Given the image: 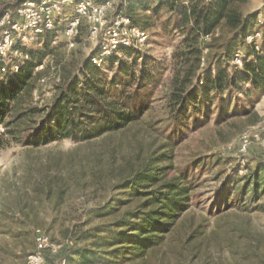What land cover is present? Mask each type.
I'll use <instances>...</instances> for the list:
<instances>
[{"label":"rangeland","instance_id":"374dc122","mask_svg":"<svg viewBox=\"0 0 264 264\" xmlns=\"http://www.w3.org/2000/svg\"><path fill=\"white\" fill-rule=\"evenodd\" d=\"M120 1L115 0L118 9ZM122 1L148 32L138 63L152 56L164 69L148 110L123 128L91 139L66 137L47 145H26L24 135L38 124L64 79L79 74L99 41L90 38L85 25L75 45L69 46L66 21L61 20L50 38L29 32L18 42L24 51L45 49L48 56L37 69L42 73L34 92L23 93L10 105L7 121L21 115L9 127L13 132L0 124V264H27L38 228L74 249H95L99 258L88 264H264V96L247 114H231L223 121L217 119L214 100L208 115L190 117L184 132L174 131L168 111L170 79L177 63L174 51L184 37L177 28L181 10L190 2ZM170 1L176 2L174 8ZM261 9L262 0L240 5L244 16L257 18ZM217 29L218 38L208 45L202 42L207 59L228 36L224 27ZM133 59L120 51L112 68H103L110 78L120 63ZM227 67L233 70L232 61ZM216 71L214 67L205 75ZM244 136L250 143L242 150ZM173 179L188 187L189 205L172 226L154 231L159 237L147 246L117 238L120 231L136 233L140 241L150 235L122 220L137 210L150 211L155 206L153 192L168 190ZM255 183L259 187L254 197ZM135 221H141L139 215ZM124 251L125 257L113 258ZM47 256L48 264H55L60 255Z\"/></svg>","mask_w":264,"mask_h":264},{"label":"trees","instance_id":"16d2710c","mask_svg":"<svg viewBox=\"0 0 264 264\" xmlns=\"http://www.w3.org/2000/svg\"><path fill=\"white\" fill-rule=\"evenodd\" d=\"M22 1L1 2L0 16L8 9L17 8ZM247 1L189 0L190 4L181 10V20L177 28L182 31L184 37L174 51L177 63L174 64L170 79L172 91L168 100V111L173 119L174 131L184 132L189 127L190 117L198 120L199 113L208 115L214 100L218 103L217 119L223 121L231 114H247L255 102L264 96V40L260 51L246 43V36L254 29L253 21H256V25L259 15L256 18L254 14H242L240 5ZM170 2V7L174 8L176 2ZM120 4L119 9H126L125 13L133 24L143 28L133 19L129 6H125L122 0ZM83 26L85 25L81 28ZM220 26L226 29L228 36L218 52L207 59L202 42L208 45L207 43H211L220 34L218 32L219 35H214L211 41L203 40L202 35L218 31ZM262 28L264 33V23ZM53 33L54 31L46 33L47 38ZM239 47H243L247 55L241 67L232 64L234 68L231 70L227 63L232 61L235 50ZM17 48L24 58L13 59L19 64L18 71L10 68L0 77V124L5 125L4 130L7 127V132L11 133L13 131L9 129L10 125L21 115L16 116L13 121H7L12 109L10 105L23 93L34 92V82L42 73L36 70V67L44 63L48 56L45 49L27 52L19 48V44ZM138 50L131 47L121 48L122 52L134 58L133 62L120 63L113 69L109 78L105 67L101 68L93 63L92 59L97 51L95 49L80 66L79 74L64 79L59 87L60 92L47 104L38 124L24 135L23 142L26 145H47L66 137L75 140L91 139L140 119L148 110L154 91L163 81L164 69L152 56H146L138 63L141 58ZM116 58L117 55L110 57L106 66L112 68ZM214 67L217 68L215 73L205 75L206 71ZM257 170L258 168L255 169L256 172ZM167 186L169 189L164 192H153L155 206L150 211L141 213L137 210L122 220L124 225L146 231L150 235L140 241L136 233L128 235L127 231H120L117 238L130 241L131 245L147 246L159 237L154 231L167 230L172 226L175 218L189 205V198L185 195L188 187L181 186L175 179L168 182ZM258 187L259 184L255 183L252 190L254 197L258 195ZM138 215L141 221H135ZM116 253L113 258L125 257L126 251ZM130 253L134 256L144 254L145 249L139 253ZM67 254L69 264L74 261L88 264L93 257L99 258L98 252L88 246L74 249L69 245ZM75 256H79V259H75Z\"/></svg>","mask_w":264,"mask_h":264},{"label":"built area","instance_id":"2783aa9c","mask_svg":"<svg viewBox=\"0 0 264 264\" xmlns=\"http://www.w3.org/2000/svg\"><path fill=\"white\" fill-rule=\"evenodd\" d=\"M14 0H0V3H11ZM125 3L128 0H124ZM138 1V0H136ZM115 0H23L17 8L8 9L0 16V77L11 68L18 71L19 64L13 61L14 56H21L17 45L24 40L29 32L36 36H44L48 32L56 31L58 20L62 17L67 5L74 4L75 11L64 20L65 34L69 38V46L75 45L82 25H87L90 38L99 41L93 63L98 67H105L113 55H117L121 48L140 49L149 39L147 29L133 24L124 9H118ZM127 4V3H126ZM264 23V0L254 29L246 36V43L260 51L264 40L262 24ZM218 31L203 34L205 41H211ZM232 64L241 67L246 57V51L239 47L235 50ZM205 59L203 58L202 65ZM43 68V63L36 70ZM42 82H46L43 78ZM261 139L259 134H254ZM250 137L244 136L242 150L247 149ZM35 247L27 256V264H48L47 253L59 254L55 264H69L67 254L68 244L56 242L49 234L38 228L35 231Z\"/></svg>","mask_w":264,"mask_h":264},{"label":"crops","instance_id":"0c3cea01","mask_svg":"<svg viewBox=\"0 0 264 264\" xmlns=\"http://www.w3.org/2000/svg\"><path fill=\"white\" fill-rule=\"evenodd\" d=\"M75 11V5L74 4H71V5H67L64 9V13L62 15V17L57 21L58 22V25L60 24L59 21L61 20H64V18L66 16H71ZM59 27V26H58ZM58 29V28H57ZM65 32V31H64Z\"/></svg>","mask_w":264,"mask_h":264}]
</instances>
